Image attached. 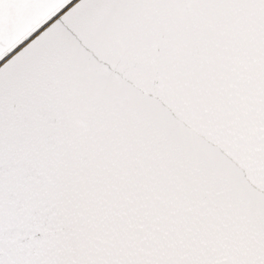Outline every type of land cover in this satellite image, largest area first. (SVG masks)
I'll list each match as a JSON object with an SVG mask.
<instances>
[{"label": "snow or ice", "instance_id": "6c2138e0", "mask_svg": "<svg viewBox=\"0 0 264 264\" xmlns=\"http://www.w3.org/2000/svg\"><path fill=\"white\" fill-rule=\"evenodd\" d=\"M0 264H264V0H0Z\"/></svg>", "mask_w": 264, "mask_h": 264}]
</instances>
